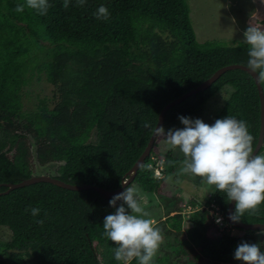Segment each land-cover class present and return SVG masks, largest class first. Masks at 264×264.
I'll use <instances>...</instances> for the list:
<instances>
[{"label":"trees","instance_id":"trees-1","mask_svg":"<svg viewBox=\"0 0 264 264\" xmlns=\"http://www.w3.org/2000/svg\"><path fill=\"white\" fill-rule=\"evenodd\" d=\"M63 3L49 0L47 15H39L27 7L15 11L26 0H0V184L54 167L47 175L65 183L118 189L152 134L144 122L155 127L165 105L218 69L247 66L243 41H196L186 0H86L83 6L69 0L67 9ZM100 5L108 8V21L94 16ZM42 79L54 89L52 96L36 97L33 109L26 110L27 87ZM220 91L227 94L216 119L229 115L245 121L254 149L260 102L253 79L241 70L227 71L207 90L169 109L163 127L180 122V116L196 117ZM155 146L156 141L128 185L153 196L161 194L167 177H176L184 159L164 154L163 177L153 178ZM258 154H264V143ZM110 200L93 190L48 183L0 195V229L11 233L0 245V264H123L114 258L116 245L104 236V218L115 211ZM198 203L192 202L185 225L180 199L165 206L164 219L155 226L173 240L166 251L160 248L153 264H234L238 244H258L256 232L232 226L240 237L225 230L209 235L213 222L204 209L214 203L224 217L229 202L223 193L215 190ZM30 207L40 214L31 215ZM239 223L264 224V203ZM130 264L139 262L133 258Z\"/></svg>","mask_w":264,"mask_h":264},{"label":"clouds","instance_id":"clouds-1","mask_svg":"<svg viewBox=\"0 0 264 264\" xmlns=\"http://www.w3.org/2000/svg\"><path fill=\"white\" fill-rule=\"evenodd\" d=\"M85 2L77 0L78 6ZM25 7L39 15H47L51 5L49 0H26V4H17L15 11L23 13ZM63 7H69V0H64ZM94 16L97 20L108 21L110 12L105 5H100ZM243 36V42L248 45L247 68L264 81V26L251 22ZM178 119L184 127L167 132L149 122H144L142 127L151 129L154 136L163 137L170 148L183 154L177 175L200 177L204 184L223 193L227 202H235L230 220L239 223L246 212L255 214L258 206L264 203V154L253 153L254 137L247 123L229 115L213 124L199 118L180 116ZM167 179L171 181L172 177ZM118 201L122 203L116 207ZM109 204L115 211L105 216L103 230L104 236L116 245L114 258L123 264H130L133 258L139 264H153L164 236L142 206L140 189L127 186L123 192L114 195ZM210 205L201 208L207 210ZM26 211L33 216L40 214L39 208L30 207ZM216 222L221 221L218 218ZM213 225L216 226L214 222ZM260 234L264 235V230ZM234 259L242 264H264V251L257 243L242 241L235 249Z\"/></svg>","mask_w":264,"mask_h":264},{"label":"rangeland","instance_id":"rangeland-1","mask_svg":"<svg viewBox=\"0 0 264 264\" xmlns=\"http://www.w3.org/2000/svg\"><path fill=\"white\" fill-rule=\"evenodd\" d=\"M189 7V18L195 33L196 41L203 42H226L237 43L244 39L243 33L248 28L249 24H257L264 26V0H186ZM54 89L42 80L34 81L26 89L24 98V108L31 110L36 102V97H51ZM226 91H220L210 101H208L202 108L200 114L192 118L193 120L199 118L207 124H213L217 119V114L221 109L226 98ZM184 126L177 122L164 126L165 132L170 129L183 128ZM153 155L158 160H163V155L170 153L174 157L184 158L183 154L178 149L170 148L164 141L163 137H157L156 146L153 149ZM157 155V156H156ZM159 156V157H158ZM181 166V165H180ZM180 166L176 169L175 178L169 181L166 178L164 188L161 189L160 195H150L141 188L142 205L147 209L149 217L153 218L155 225L158 221H162L165 215V206L172 205L176 199L181 200V213L184 218V225L187 222V217L193 212L192 202L198 201V204L205 203V200L215 191L214 186L209 187L201 180H198L192 175H177ZM54 167H46L44 169L37 168L40 175H47L52 172ZM165 170V167H164ZM164 173V172H163ZM38 176V175H34ZM122 203V202H121ZM120 203V204H121ZM177 203V202H176ZM119 204V206H120ZM160 207V208H157ZM160 209V210H159ZM187 226H183L185 229ZM220 228L221 226H217ZM232 236L240 237L242 232L237 230L230 231ZM261 232H256L255 237L260 246L264 245V235ZM220 232L210 231V236H218ZM10 230L2 227L0 229V245L5 244L10 239ZM173 240L171 236L159 247L166 251L165 247ZM161 248V249H160ZM162 250V251H163ZM161 254V253H160ZM241 261L233 260L234 264Z\"/></svg>","mask_w":264,"mask_h":264},{"label":"water","instance_id":"water-1","mask_svg":"<svg viewBox=\"0 0 264 264\" xmlns=\"http://www.w3.org/2000/svg\"><path fill=\"white\" fill-rule=\"evenodd\" d=\"M233 70H241V71H244L247 74H249L250 77L253 79L254 84L256 86V89H257V92H258V97H259V102H260V125H259V133H258V137H257V142H256V145L253 149V153L258 154L259 150L261 149V147L263 146V143H264V92H263V89L261 86V82L258 79V76L255 73L251 72L247 68V66H244V65L232 64V65H228V66H225V67L218 69L207 80L203 81L199 86H197L196 88L184 93L180 97L176 98L175 100H173L170 103H168L167 105H165L161 109V111L157 117V123L155 126L163 127L165 114L169 109H171L174 106L179 105L180 103H182L183 101H185L189 97L196 95L197 93H199L201 91L207 90L224 73H226L227 71H233ZM156 139H157V137L154 136L153 134H151L146 147L144 148L143 152L138 157L136 162L133 164L131 169L127 172V174L125 176L126 177L125 180L122 181L121 186L118 189L106 190V189H103V188H100V187H97L94 185H71V184L65 183V182H63L59 179H56L52 176H49V175H38V176H32L28 179L22 180L19 183L0 184V187L7 188L6 191L0 192V195H6L9 192H11L12 190L22 188V187H26V186H30V185L37 184V183H48V184H52L56 187L66 189L69 191L93 190V191L99 193L100 195L104 196L105 198L112 199L114 195L123 192L125 190V187H127L129 184H131L133 182V180L137 174L138 169L142 167L145 159L149 156ZM125 184H127V185H125ZM234 209H235V202L234 201L229 202L227 209H226V212H225V215H224V218L230 226H232L236 229L242 230V231L261 232L262 230H264V224H262V223H254V224L234 223L229 218L230 214H232L234 212Z\"/></svg>","mask_w":264,"mask_h":264},{"label":"built area","instance_id":"built-area-1","mask_svg":"<svg viewBox=\"0 0 264 264\" xmlns=\"http://www.w3.org/2000/svg\"><path fill=\"white\" fill-rule=\"evenodd\" d=\"M151 168H153V177L156 179H160L163 177V171H164V164H163V160H158L155 157L152 158V163L149 165ZM219 207L211 204L210 207L206 210L208 212V216L210 219H212V221L214 222V224H216V226H221L220 230L221 232L223 230L225 231H233V229L231 228V226L226 223L224 221L223 216L220 214L219 212ZM220 219V223H217V219ZM3 259V255L0 254V260Z\"/></svg>","mask_w":264,"mask_h":264},{"label":"crops","instance_id":"crops-1","mask_svg":"<svg viewBox=\"0 0 264 264\" xmlns=\"http://www.w3.org/2000/svg\"><path fill=\"white\" fill-rule=\"evenodd\" d=\"M175 171H176V170H175ZM176 202H179V199H176ZM176 202H174V203H176ZM180 202H181V200H180ZM203 204H204V203H203ZM142 206H143V205H142ZM201 207H202V205H201ZM157 208H160V207H157ZM160 209H161V208H160ZM160 209H159V210H160ZM145 211L147 212V209H145ZM147 213H148V212H147ZM151 219L153 220L152 217H151ZM163 219H164V216L162 217V220H163ZM153 221H154V220H153ZM158 222H159V221H158ZM185 229H189V227H188V228L186 227ZM214 230H215L216 232H218V233L220 232V234L222 233L221 230H220V228H217L215 225H213V227H211L210 231H214ZM210 231H209V232H210ZM165 240H166V239H165Z\"/></svg>","mask_w":264,"mask_h":264}]
</instances>
